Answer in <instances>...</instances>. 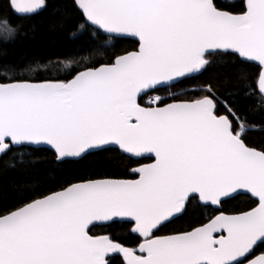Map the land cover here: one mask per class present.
<instances>
[{"label":"snow or ice","instance_id":"obj_1","mask_svg":"<svg viewBox=\"0 0 264 264\" xmlns=\"http://www.w3.org/2000/svg\"><path fill=\"white\" fill-rule=\"evenodd\" d=\"M0 264H264V0H0Z\"/></svg>","mask_w":264,"mask_h":264},{"label":"trees","instance_id":"obj_2","mask_svg":"<svg viewBox=\"0 0 264 264\" xmlns=\"http://www.w3.org/2000/svg\"><path fill=\"white\" fill-rule=\"evenodd\" d=\"M13 20H15V17H13ZM51 51V48L46 46L44 43H42L39 38H37V40L33 41L29 45H23L18 47L16 54L27 53L29 55L35 54L44 57L50 54Z\"/></svg>","mask_w":264,"mask_h":264}]
</instances>
